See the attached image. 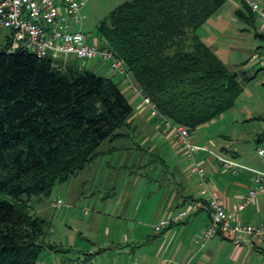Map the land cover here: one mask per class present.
<instances>
[{
  "label": "trees",
  "instance_id": "obj_1",
  "mask_svg": "<svg viewBox=\"0 0 264 264\" xmlns=\"http://www.w3.org/2000/svg\"><path fill=\"white\" fill-rule=\"evenodd\" d=\"M226 1L128 0L97 26L98 45L114 51L157 111L192 136L234 108L244 84L255 78L228 69L197 33ZM240 4L235 17L256 29V14ZM123 83L81 68L76 58L8 52L5 44L0 52V264H40L45 250L72 251L47 241L49 222L34 212L32 201L49 197L56 184L93 164L103 144L126 136L121 129L131 127L134 108ZM78 259L94 261L93 254L83 252L70 262Z\"/></svg>",
  "mask_w": 264,
  "mask_h": 264
},
{
  "label": "rangeland",
  "instance_id": "obj_2",
  "mask_svg": "<svg viewBox=\"0 0 264 264\" xmlns=\"http://www.w3.org/2000/svg\"><path fill=\"white\" fill-rule=\"evenodd\" d=\"M125 1L128 0H87L79 12L80 21L74 31L84 32L90 41L98 40L97 26ZM259 2L264 8V0ZM224 12L223 8L214 15L225 19L228 25L226 34L216 33L219 39L215 43L220 49L216 54L228 69L245 71L249 76L255 75V78L244 84V92L234 108L199 127L192 137L200 145L215 142V150L221 146L237 149L238 159L241 158L243 163L263 171L264 163L257 153V147L264 146V63L261 61L264 56V49L261 48L264 47V41L256 37L261 23L257 20L256 29L249 28L236 17L237 21L231 22ZM211 22L213 21L205 23L198 30L199 36L207 38L210 31L214 32ZM245 28H249L250 33ZM3 50L5 43L0 44V52ZM254 54L258 55L257 60L253 59ZM79 66L111 77L115 82L122 80L118 75L109 73L106 64L99 60L79 61ZM123 93L130 98L127 91ZM121 132L126 136L114 143L103 144V153L93 164L70 180L56 184L49 197H44L41 201L35 198L32 201L34 212L49 222L47 241L72 250L56 254V261L68 262L83 255L82 251H91L94 252L95 263L122 264L124 262L117 259L116 255L122 247L134 245L138 239V230L143 235L157 239L154 227L150 229L132 225V221L143 219L150 225L160 218L155 210L163 198L161 194L165 195L163 189L167 187L162 185L164 192L150 197L152 187L148 176H152L158 168L159 175L164 172L158 157L170 148L171 142L164 133L159 132V138L155 141L158 150L146 151L138 147L141 143L140 135H136L132 127L121 129ZM113 147L118 149L115 152L107 151ZM184 160L189 162L186 158ZM155 179L158 180L157 176ZM58 200L63 201L60 209L55 207ZM106 245L110 249L100 254L95 253L98 246L107 247ZM51 255L45 250L39 263L51 264ZM132 258L138 260L136 256L130 259ZM130 259L127 258L126 261Z\"/></svg>",
  "mask_w": 264,
  "mask_h": 264
},
{
  "label": "crops",
  "instance_id": "obj_3",
  "mask_svg": "<svg viewBox=\"0 0 264 264\" xmlns=\"http://www.w3.org/2000/svg\"><path fill=\"white\" fill-rule=\"evenodd\" d=\"M256 1L259 2V0ZM240 5L235 0H227L221 9H225L224 13L231 22H236L234 13ZM209 21H213L211 24L214 27V32L210 31L206 35L207 38L203 35H200V37L216 53L220 51L215 43L219 39L216 33L226 34L228 25L225 19L222 17L218 18V16L211 17L206 23H209ZM245 30L250 33L249 29L245 28ZM257 32L264 34V26L259 25L256 34ZM5 36V33L0 34V44L6 43ZM256 37L264 41L262 36L256 35ZM122 87L123 91H127L131 98H129V101L131 102L132 100L134 115L131 119V127L136 135H140L139 140H141V143L138 147L146 151L158 150L155 141L159 138V132L162 134L164 132L156 127V124L149 116V112L140 108V98L133 94L125 83H123ZM166 139L169 138L166 136ZM169 140L171 142L170 148L158 157L164 172L159 175L160 168H158L153 172L152 176H148L152 187L150 197L153 198L156 194L161 193L163 190L165 191V195L161 194L163 198L155 210L160 218L155 219L150 225L143 219L138 221L135 219L132 221V225L153 229L154 225L160 220L169 216L170 213H174L176 209L186 203L200 200L203 203V207L185 222L173 225L159 234L155 233L157 239L149 235H143V232L138 230V239H136L134 245L122 247L116 255L117 259L126 262L127 258L130 259L132 256H136L138 260L134 259L137 261L140 260L139 262L149 264H264V243L254 242L249 237L235 240L223 235H216L206 242L205 245L202 244L200 236L211 221V210L208 206V200L207 197L201 196L199 182L190 174L191 163H186L187 161L184 160L183 150L171 139ZM258 147L264 146L259 145ZM117 149V147H113L112 150L107 151L115 152ZM216 151L218 154L225 156V158H232L247 168L261 171V169L243 163L241 158L238 159L239 152L237 149L232 150L221 146ZM164 154L165 156H163ZM196 160L206 168L209 194L217 197L226 211H234L239 204L243 203L249 191L256 187L253 180L254 173L247 169H238L236 173L224 170L221 163L206 152L198 153ZM156 176L158 180L155 179ZM160 181L163 183L161 182L160 184ZM162 185L167 188L162 190ZM238 219L242 223L264 224V191L259 193L253 202L244 207L239 213ZM147 236L149 237L145 239ZM102 246H98L95 253L100 254L110 249L107 245V247ZM83 252L87 251H82V254ZM50 253L52 254L50 257L51 264L60 262L56 261V254L58 253ZM87 253L93 254L94 252L89 251Z\"/></svg>",
  "mask_w": 264,
  "mask_h": 264
},
{
  "label": "built area",
  "instance_id": "obj_4",
  "mask_svg": "<svg viewBox=\"0 0 264 264\" xmlns=\"http://www.w3.org/2000/svg\"><path fill=\"white\" fill-rule=\"evenodd\" d=\"M235 1L247 4L250 10L256 14L261 25L264 26V8L260 2L256 0ZM86 2L87 0H0V34H6L7 51L25 50L39 58L73 56L79 61L99 60L105 63L107 71L121 77L128 85L129 90L140 98V108L149 112L150 118L155 120L156 127L162 129L165 135L183 150L184 158L191 163L190 174L198 180L200 194L207 197L211 210V221L200 236L202 244L205 245L216 235H223L235 240L249 237L254 242L264 243V224L242 223L238 219V215L244 207L264 191V171L247 168L234 160L220 156L213 149L214 142H210V145L197 144L185 127L174 124L161 115L151 99L134 82L123 61L116 56L114 51L101 48L97 39L90 41L84 32L74 31V27L80 21L79 12ZM253 59L257 60L258 55L255 54ZM261 61L264 63V56L261 57ZM200 152H206L209 156L217 159L224 170L236 173L238 169H247L254 173L253 180L256 187L249 191L243 203L239 204L234 211H226L220 200L209 194L206 168L196 160V155ZM257 153L264 163V147H257ZM62 206V200H58L55 204L57 209ZM202 207L203 203L200 200L181 207L155 224L154 230L156 233H160L172 223L184 222L190 216L197 214ZM52 264L98 263L78 259ZM122 264L149 263L129 260Z\"/></svg>",
  "mask_w": 264,
  "mask_h": 264
}]
</instances>
